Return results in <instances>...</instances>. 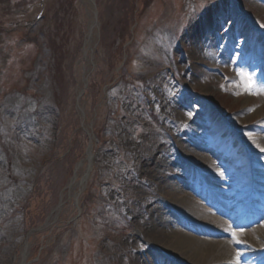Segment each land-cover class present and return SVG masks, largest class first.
Returning <instances> with one entry per match:
<instances>
[{
	"label": "rangeland",
	"instance_id": "rangeland-1",
	"mask_svg": "<svg viewBox=\"0 0 264 264\" xmlns=\"http://www.w3.org/2000/svg\"><path fill=\"white\" fill-rule=\"evenodd\" d=\"M262 64L264 0H0V264H136L146 250L173 264L127 243L149 157L178 162L188 187L218 169V209L237 220L203 234L264 264L245 254L264 257Z\"/></svg>",
	"mask_w": 264,
	"mask_h": 264
},
{
	"label": "bare ground",
	"instance_id": "bare-ground-1",
	"mask_svg": "<svg viewBox=\"0 0 264 264\" xmlns=\"http://www.w3.org/2000/svg\"><path fill=\"white\" fill-rule=\"evenodd\" d=\"M92 29L93 24L89 27L87 43L91 40ZM262 68H264V64H262ZM91 144L87 151V158L92 151ZM204 147L206 146L200 145L199 149ZM178 148L185 154L192 156L193 160L202 161V157L206 155L199 149L187 147L185 144H180ZM175 164L179 165L174 160L165 162L150 161V157L142 163L141 170L145 179H142V176L139 180L135 178V184L141 185L145 189L142 190L136 185V198L140 199L142 197V191L148 192L149 195L144 198L147 201L146 208L137 219L138 232L134 235L130 234L127 243H131L137 238L145 240L149 246L158 248L164 256H167L169 260L171 259L173 264H237L233 257L237 251L231 240L227 237L218 238L217 236V238H209L203 234L206 231L202 230L205 229L208 231L207 233L212 234H228L229 227L237 220L234 219L229 222L230 212L218 209V199L223 203L230 201L224 199L219 193L217 184L222 179L218 169H213L212 175L199 179L197 187H188L187 180L180 174ZM79 166L78 164L77 168ZM77 168H75L69 186L76 181ZM177 172L178 174H176ZM186 186L188 192L182 193L181 188ZM197 195L205 199L207 206L198 201ZM57 210L58 208L54 211ZM259 234L264 235L263 228L254 230L252 238L255 239V236ZM251 242L257 246L264 245L263 242L257 240ZM242 245L243 247H249L245 243ZM259 250H264V247L259 248ZM147 252L149 251L136 253L139 255V258L134 257L139 262H136V264H161L158 261V256L152 251ZM259 252L249 254V251H247L245 254L251 255L250 259L259 262L264 259L263 252Z\"/></svg>",
	"mask_w": 264,
	"mask_h": 264
},
{
	"label": "water",
	"instance_id": "water-1",
	"mask_svg": "<svg viewBox=\"0 0 264 264\" xmlns=\"http://www.w3.org/2000/svg\"><path fill=\"white\" fill-rule=\"evenodd\" d=\"M89 147H90V145H89ZM89 147H88V149H89ZM92 157H93V154L91 153L90 154V156L87 158V161H88V165H87V168H86V172H85V174H84V176H83V178H82V180H81V184H82V187H84V182L86 181V179H87V177H88V174H89V171H90V169H91V164H92ZM83 189V188H82ZM77 195L78 194H76L75 195V203H77ZM59 206V205H58Z\"/></svg>",
	"mask_w": 264,
	"mask_h": 264
},
{
	"label": "snow or ice",
	"instance_id": "snow-or-ice-1",
	"mask_svg": "<svg viewBox=\"0 0 264 264\" xmlns=\"http://www.w3.org/2000/svg\"><path fill=\"white\" fill-rule=\"evenodd\" d=\"M252 85H248V90L251 91ZM261 151H264V149H261ZM233 241L239 243L240 241L236 238L235 233H232ZM240 253H237V257H239Z\"/></svg>",
	"mask_w": 264,
	"mask_h": 264
},
{
	"label": "trees",
	"instance_id": "trees-1",
	"mask_svg": "<svg viewBox=\"0 0 264 264\" xmlns=\"http://www.w3.org/2000/svg\"><path fill=\"white\" fill-rule=\"evenodd\" d=\"M127 21H128V19H127Z\"/></svg>",
	"mask_w": 264,
	"mask_h": 264
}]
</instances>
